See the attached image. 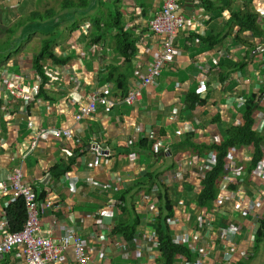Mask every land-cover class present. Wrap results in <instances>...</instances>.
I'll return each mask as SVG.
<instances>
[{"label":"crops","instance_id":"crops-1","mask_svg":"<svg viewBox=\"0 0 264 264\" xmlns=\"http://www.w3.org/2000/svg\"><path fill=\"white\" fill-rule=\"evenodd\" d=\"M112 1L123 3L126 7L122 11L124 16L133 15L129 22L126 21V27L142 40L133 58L134 70L129 74L130 90L141 86L153 53L160 48L158 39L149 30V21L161 11L164 0H134L133 4L129 3L132 0ZM209 1L212 4L206 5ZM216 1H181L182 13L188 23L178 35L176 59L164 67L156 84L142 88L141 102L117 104L113 109L100 104L92 117L81 122L75 120L79 101H86L91 92L107 88L111 94L108 97L122 96V89H117L115 83L106 78L112 65L121 66L125 61L116 54L109 38L93 43L84 37L72 39L73 32L68 44L74 40V49L70 44V49L67 48L62 41L56 47L59 54H71L72 60L66 65L51 61L45 64L63 72L60 83L44 87L50 98L39 96L41 88L37 92L30 90L26 97L18 100L8 98L7 101L0 94V142L3 146L0 148V181L7 180L15 167H22L25 182L35 187L38 196L45 192V197L52 203L42 216L43 234L58 238L63 233L62 226L74 229L92 249L95 260L90 264H98L101 257L104 264H156L160 244L156 224L151 219L154 206L145 189V192L141 190L145 193L141 197L140 191L136 190L132 200L141 215L135 240L137 251H130L121 236L112 233L120 219H126L121 211L126 189L144 180L146 172L172 176L171 182H167L174 202L172 233L185 228L184 235L191 237V231L198 226L205 208L198 205L196 197L201 191L200 177L209 170L208 160L204 159L206 155L200 154L199 148L205 149L213 142L222 141L231 125H242V108L254 93H259L264 83V37H255L247 31L237 41L238 26L229 25L232 10L220 8ZM235 5L259 15L264 29V0H236ZM142 16L146 24L141 21ZM85 22L82 21V25ZM60 26L64 31L65 25ZM84 27H81L82 31ZM31 42L23 47L24 50ZM39 49L38 45L36 50ZM149 49L151 54L146 53ZM219 59L220 66L215 70V62ZM23 62H26L25 58ZM8 63L13 72L31 73L33 77L37 73L32 67V59L30 65L21 64L19 58H12ZM207 66L212 70L208 75L209 90L204 95L199 91V78ZM75 75L82 82L79 88L71 82ZM28 82L35 83V78ZM191 92L199 94L205 103L191 109L188 101ZM258 100L260 108L254 115L255 129L264 136V96H259ZM22 106L26 107L25 111L21 110ZM54 128H71L75 130V137L67 140L55 135L51 131ZM45 129L39 146L26 156L27 142ZM188 135H192L191 141L199 148L178 149ZM94 144L100 148L98 153H92ZM253 150L252 145L238 147L232 149L229 156L239 174L237 185L241 184L247 192L244 204L237 209L232 200H226L219 208L210 206L206 210L217 217L214 221L217 230L223 232L228 228L238 232L236 242L239 246L230 247L235 256L227 264H249L253 259L261 258L260 251L264 258V240L258 248L256 242L250 246L248 241L252 229L247 228L246 211L253 198L264 194L263 165L249 171ZM58 165L69 166L70 170L59 178L52 177L47 188L42 176L50 174ZM12 200L9 195L0 194V210ZM258 213L262 220L264 206L258 208ZM152 236L156 239L154 243ZM143 239L152 244H149L152 246L150 254ZM201 241L209 248L222 247L221 235L211 234L208 228L202 233ZM198 257L199 254H195L191 259L182 258L176 264H196ZM6 259L8 264L18 262L17 255ZM207 264H213V260L209 258Z\"/></svg>","mask_w":264,"mask_h":264},{"label":"built area","instance_id":"built-area-1","mask_svg":"<svg viewBox=\"0 0 264 264\" xmlns=\"http://www.w3.org/2000/svg\"><path fill=\"white\" fill-rule=\"evenodd\" d=\"M181 1L182 0H164L161 11L149 21L150 32L157 36H161L162 39L159 50L153 53L154 55L147 67V74L144 75L141 86L131 88L126 96L111 98L108 97L111 94L107 88L103 91L95 90L91 92L86 102L81 101L78 105V111L75 115V120L77 122L94 115L98 111L100 104H104L107 108L111 109L117 104L133 105L141 102L143 99L142 88L156 84L164 67L175 60L177 51L176 38L179 32L183 30L188 23L186 17L181 12ZM146 53L151 54V50H147ZM215 65H219V60L215 62ZM210 69V66L205 67L204 73L202 72L203 75L199 78V91L203 94L209 90L208 75ZM44 70L45 76L48 77V82L45 83L46 86L62 81L63 72L46 66ZM33 78H35V83L28 82ZM0 82L3 83V86L0 87V94L8 101V98L16 100L24 98L30 90L32 92H37V89H40L45 81L43 76L38 73L33 77L31 73H11L5 68L0 71ZM71 82H74L77 87L81 86L80 78L76 75L71 77ZM21 110L25 111L26 107L22 106ZM51 131L55 135L63 136L68 140L74 136L71 128H54L51 129ZM45 133L46 129L42 132H38L27 142L29 149L26 156L39 146V142L42 140ZM2 147L0 142V148ZM96 150H98V148H96ZM215 156V151L209 152V157L207 159L208 169H211L213 166ZM229 156L228 162L225 165V174L220 181V191L216 199H214L212 206L219 208L224 201L232 200L235 203V207L240 209L241 205L246 201L244 195L247 192L241 184H238V189H232L230 187L232 183L237 184L240 179L235 165L230 162ZM251 159L250 157L249 160ZM261 164L264 167V159ZM51 177V174H46L42 178V181L47 185ZM24 178L25 174L22 167L17 166L12 170L7 180L0 181V194H7L12 199L24 198L28 210L25 226L19 232L10 231L8 219L5 216V209L0 210V217L3 216V218H0V261L4 260L6 255L19 248L20 251L17 253V264H90L93 262L95 258L92 249L86 240L74 229L62 226L63 233L58 238L43 234L41 229V218L51 208L52 203L48 199L44 201L38 200L35 189L31 185L25 183ZM168 180L169 178L164 177L162 181L166 183ZM199 187L201 189V185ZM144 195V192L139 193L140 197ZM150 201L154 206L151 219L155 225V221L159 216L157 188L150 194ZM262 206H264V194L257 198H253L246 211L247 217H250V215L252 217H246L249 219L247 228L252 229L251 238L248 240L250 246H252L256 240L258 222L261 217L259 216L258 208ZM137 208L141 210L139 207ZM216 219L217 217L214 214L207 213L205 208L204 213H202L198 221V229H193L191 231L193 236L188 237L186 234L184 235L185 228L184 230L173 229L174 232L172 236L175 244H186L193 252L199 254L196 264H207L209 258L213 260V264H227L234 259L235 253L230 247L239 246V243L236 242L238 232L228 228H225L223 232L221 231L222 229L217 230L213 227V222L216 221ZM174 220L175 217L169 219L172 228H174L175 225L173 224ZM207 227L211 234L221 235L222 247L209 248V246L203 245L201 236ZM151 240V242L154 243L156 241L155 236H152ZM142 243L144 245L147 244V251L149 253L152 248L150 245L152 244L147 243L146 239H143ZM121 250L123 249L120 248V251ZM69 254L71 255L69 256ZM98 264H104L103 257L99 258Z\"/></svg>","mask_w":264,"mask_h":264},{"label":"trees","instance_id":"trees-1","mask_svg":"<svg viewBox=\"0 0 264 264\" xmlns=\"http://www.w3.org/2000/svg\"><path fill=\"white\" fill-rule=\"evenodd\" d=\"M115 2V1H114ZM206 5L212 4L210 1L206 2ZM215 3L219 7L232 10V16L230 18L229 25L231 27L238 26V32L249 31L255 37H264V29L262 22L260 21V16L256 13H253L249 8L242 9L235 5V0H218ZM112 0H100L92 2H84L80 6L81 8H75L72 11L71 15H66L67 19L72 20V24L76 26L77 22L73 21L75 16H81L82 21H89L91 24L90 29L88 30V35L83 30L82 35L78 37H84V40H88L93 43H97L102 38L107 37L110 39V44L115 46L116 54L119 55L123 61L124 65H112L108 70L107 81H112L115 83L117 89H122V96L127 95L128 93V81L129 74L134 70L133 58L138 53L140 46V36L135 34L132 30H128L126 27L127 22H124V14L117 10L113 12L110 7L112 6ZM65 7L69 5V2H65ZM31 9L36 12L35 3L31 2ZM209 9V7H208ZM98 11L99 14L97 13ZM147 15V13H144ZM54 13L48 12L47 16L49 19L56 17ZM33 18H42L43 15L34 13L32 14ZM53 21L56 27H59V24H62L64 18H54ZM49 22V21H48ZM47 22V23H48ZM22 24H17V27H20ZM11 32L12 29L10 28ZM91 31V33H90ZM16 30L12 31V36L10 39L0 40V55L8 53L6 60L11 58L14 52H18L22 49L23 46H18L17 50L15 47ZM34 33L25 35L24 31L22 34L25 37L31 36ZM237 34V41L240 40L241 34ZM52 36L57 35V32H51ZM112 34V35H111ZM59 36L61 34H58ZM12 38V39H11ZM24 38L20 36L19 40ZM58 37L49 38L43 40V43L40 45V49L33 55L32 58V67L34 71L39 73L44 78V83L41 86V91L39 96H44L45 98H50L49 93L44 89L46 87L45 83L48 82V77L45 76L44 66L46 62L51 61L56 65H66L72 60L71 54L58 53L56 47L58 46ZM13 41V42H10ZM10 42V43H9ZM247 43L246 41H242ZM10 60V59H9ZM2 63L0 62V65ZM17 67V65H16ZM264 96V83L260 88L259 93H254L246 105L242 108L244 123L242 125H231L226 129L225 138L222 141H216L206 146L205 149L198 147L193 144L191 141L192 135H188L186 140L178 145L180 150H188V146H194L199 148L200 154H205L210 151H215V162L211 169L206 172L205 176L201 179V191L196 197V202L201 208H209L212 206L214 199H216L217 194L220 191V181L225 174V165L228 162V156L232 149L241 147V146H250L254 147L253 150V159L249 164V171L255 167L261 165L264 159V136L256 131L255 129V111L260 108L259 96ZM188 101L190 108L193 109L197 104L205 103V100L196 92H191L188 96ZM71 164V163H70ZM70 167L67 166L63 168L62 166H54L52 168V175L54 178H59L64 175L65 172H68ZM237 184L232 183L230 187L236 189ZM158 188V202H159V216L155 221V227L159 240V252L160 256L157 259L156 264H176L179 259L187 258L191 259L196 253L193 252L188 245H178L173 242L172 232L169 225V219L174 216V202L172 194L169 187L160 181V174L157 173H148L146 172L144 180L135 183L131 187L127 188L124 196L122 197L121 211L126 215L125 218H121L120 222L116 224L112 233L119 234L124 241L130 247V251H137L136 247V238L139 233L138 227L141 223V215L137 211L133 198L136 195L137 191L145 190L150 194L154 188ZM145 189V190H144ZM137 190V191H136ZM46 193H42L39 197L40 201H43ZM5 216L8 219L9 227L11 232L21 231L26 223L28 217V210L24 198L13 199L5 207ZM264 240V218L259 222V228L256 235V248L259 247V243ZM20 251H13L5 257L4 264H8L6 258L15 257ZM11 264V263H10Z\"/></svg>","mask_w":264,"mask_h":264},{"label":"rangeland","instance_id":"rangeland-1","mask_svg":"<svg viewBox=\"0 0 264 264\" xmlns=\"http://www.w3.org/2000/svg\"><path fill=\"white\" fill-rule=\"evenodd\" d=\"M96 2H99L100 0H95ZM129 2L130 0H126ZM31 2L35 3V9L36 12H34L31 9ZM65 2H69V5L65 7ZM84 2H92V0H0V40H6L10 39L12 36V31L16 30V34L14 38H16V43L15 47L16 50L18 46H26L29 41H32L30 45L24 50V48L21 51L14 52L9 59H18L21 64L24 65H30V61L32 59L33 54L37 51L36 49L38 48V45L40 46L43 43V40L46 39H51L53 37H58L57 42L62 41L65 42L66 45L69 48V44L71 45L70 48L74 49L75 42L74 40L68 44V41L71 39V33L73 32L72 39L75 38L74 36H77L75 40H78V36L82 35V26L84 25V31H88L90 29V22L87 21L83 23L82 25V19L81 16H75L73 18V21L77 22L76 26L72 24L71 19H67L66 15H71L72 11L77 8H81L80 6ZM129 3H134V0H132ZM236 3V0H235ZM148 4V3H147ZM134 7V5H131ZM126 7L123 5L121 1L118 2H113L112 6L110 9L113 12H116L117 10H120L121 12L125 9ZM149 8V7H147ZM156 11V10H155ZM154 11V12H155ZM52 12V15L55 13L56 17L48 18L47 13ZM100 11L97 13L99 14ZM38 13L43 15L44 19L42 18H33L32 14ZM133 15H130V17H125L124 22H129L131 20V17ZM54 18H64L63 24L65 25V30L63 31L64 27H56L58 25H55V22L53 21ZM49 21V22H48ZM141 21L143 24H146V21H144V17H141ZM48 22V23H47ZM263 23V22H262ZM17 24H22L20 27H17ZM61 25V24H59ZM82 25V26H81ZM12 29L10 32L9 29ZM129 30V28H128ZM24 31L25 35H28L30 33H34L31 36L25 37L22 32ZM57 32V35L52 36L50 34L51 32ZM247 32V31H241ZM239 32H237L238 34ZM240 33V34H242ZM58 34H61L60 36ZM20 36H22L24 39L19 40ZM152 36H155L158 39V42H161L162 37L157 36L154 33H152ZM12 39V38H11ZM83 41V40H82ZM140 41H142L140 39ZM13 42V41H10ZM9 42V43H10ZM141 43V42H140ZM34 44L36 45V49L33 50ZM65 46V45H64ZM63 46V47H64ZM69 48V49H70ZM34 51V53H32ZM9 54H1L0 55V62H5L7 56ZM24 58L26 59V62H23ZM8 60V59H7ZM262 87V86H261ZM205 159H208L209 154L205 153ZM171 181H169L170 183ZM264 249V248H262ZM252 254V253H250ZM258 254V253H257ZM256 254V256H257ZM261 258H256L255 260L253 259L249 264H261L263 259V251H260ZM259 254V255H260Z\"/></svg>","mask_w":264,"mask_h":264},{"label":"clouds","instance_id":"clouds-1","mask_svg":"<svg viewBox=\"0 0 264 264\" xmlns=\"http://www.w3.org/2000/svg\"><path fill=\"white\" fill-rule=\"evenodd\" d=\"M181 5H182V4H181ZM181 12H182V6H181ZM182 14H183V13H182ZM184 16H185V15H184ZM180 32H181V31H180ZM180 32H179V33H180ZM178 35H179V34H178ZM177 38H178V36H177ZM177 38H176V41H177ZM176 47H177V45H176ZM175 59H176V57H175ZM10 60H11V59H10ZM10 60L8 59V60H5V62H3V63L1 62L2 64L0 65V66H1V67H0V71L3 70V69H5V68H7L8 71H10L11 73H16V72H13V71L11 70V67H10V65H9V63H8ZM220 60H221V59H219V65H218V67L215 65V67H216L215 70H217V69L219 68V66H220ZM174 61H175V60H174ZM174 61H173V62H174ZM2 65H3V66H2ZM44 67H45V66H44ZM211 70H212V69H210V71H211ZM38 74H39V73H38ZM72 83L75 85L76 88H79V87L76 86V84H75L74 82H72ZM81 84H82V82H81ZM128 92H129V90H128ZM200 93H201V92H200ZM206 93H207V92H206ZM90 94H91V93H90ZM127 94H128V93H127ZM201 94H203V93H201ZM112 95H113V94H112ZM204 95H205V93H204ZM125 96H126V95H125ZM117 97H119V96H117ZM17 100H18V99H17ZM80 102H81V101H79V103H80ZM82 102H86V101H82ZM79 103H78V104H79ZM112 109H113V108H112ZM77 111H78V110H77ZM76 113H77V112H76ZM258 113H259V112H258ZM256 115H257V114H256ZM92 116H93V115H92ZM92 116H91V117H92ZM89 118H90V117H89ZM86 119H87V118H86ZM83 120H84V119H83ZM83 120H82V121H83ZM80 122H81V121H80ZM255 123H256V116H255ZM72 130H73V129H72ZM256 131H258V130H256ZM258 132H259V131H258ZM73 133H74L73 138H71V139H69V140L74 139V137H75V130H73ZM65 139H66V138H65ZM67 140H68V139H67ZM94 145H95V144H94ZM241 147H243V146H241ZM96 148H98V150L100 149L98 145H95L94 147H92V150H93L92 153H93V152L98 153V150H96ZM235 149H236V148H235ZM207 154H209V152H207ZM251 158L253 159V153H252V155H251ZM204 159H205V158H204ZM252 159L249 160V162H251ZM183 162L185 163V161H183ZM260 166H262V164H261ZM260 166H258V167H256V168H259ZM209 170H210V169H209ZM209 170H208V171H209ZM181 173H182V170H181ZM50 174H51V176L53 177V175H52L51 172H50ZM205 174H206V173H205ZM205 174H204L203 176L200 177V185H201V179L205 176ZM45 175H46V174H45ZM45 175H43L42 178H43ZM52 177H51V181H52ZM166 177L169 178V180L166 181V183H165V184L167 185V182L171 181L172 176H167V175H166ZM163 179H164V176H160V181H162ZM24 181H25V178H24ZM49 182H50V180H49ZM49 182H48V184L46 185L47 188H48L49 185H50ZM162 182H163V181H162ZM25 183H26V182H25ZM163 183H164V182H163ZM45 184H46V183H45ZM32 187L35 189L34 186H32ZM156 188H157V187H156ZM201 188H202V186H201ZM154 189H155V188H154ZM154 189H153V190H154ZM236 189H238V185H237ZM153 190H152V191H153ZM157 190H158V188H157ZM35 191H36V190H35ZM158 191H159V190H158ZM140 192H141V191H140ZM140 192H139V193H140ZM36 193H37V191H36ZM151 193H152V192H151ZM151 193H150V194H151ZM150 194H149V196H150ZM37 195H38V193H37ZM46 199H47V198H45L44 200H46ZM158 199H159V196H158ZM38 200H40L39 197H38ZM44 200H43V201H44ZM158 209H159V208H158ZM202 209H203V208H202ZM207 209H208V207L206 208V210H207ZM159 213H160V211H159ZM173 217H174V216H173ZM173 217H171V218H173ZM247 218H249V217H247ZM41 220H42V218H41ZM260 220H261V219H260ZM168 222H169V221H168ZM169 225H170V223H169ZM198 227H199V226H196L194 229H198ZM213 227H214V222H213ZM207 228H208V227H207ZM170 229H171V226H170ZM171 232H172V231H171ZM172 237H173V236H172ZM9 254H10V253H9ZM9 254H8V255H9ZM6 256H7V255H6ZM6 256H5V257H6ZM2 261H5V258H4V260H2Z\"/></svg>","mask_w":264,"mask_h":264}]
</instances>
